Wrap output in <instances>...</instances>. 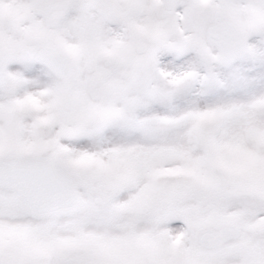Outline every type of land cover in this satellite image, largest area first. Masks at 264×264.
Instances as JSON below:
<instances>
[{
  "label": "snow or ice",
  "instance_id": "obj_1",
  "mask_svg": "<svg viewBox=\"0 0 264 264\" xmlns=\"http://www.w3.org/2000/svg\"><path fill=\"white\" fill-rule=\"evenodd\" d=\"M0 264H264V0H0Z\"/></svg>",
  "mask_w": 264,
  "mask_h": 264
}]
</instances>
